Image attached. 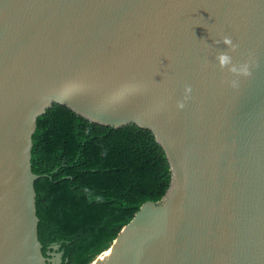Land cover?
<instances>
[{
	"label": "water",
	"instance_id": "1",
	"mask_svg": "<svg viewBox=\"0 0 264 264\" xmlns=\"http://www.w3.org/2000/svg\"><path fill=\"white\" fill-rule=\"evenodd\" d=\"M223 36L252 54L236 87ZM53 104L150 130L170 166L97 264H264V0H0V264L62 263L42 254L31 169Z\"/></svg>",
	"mask_w": 264,
	"mask_h": 264
},
{
	"label": "trees",
	"instance_id": "2",
	"mask_svg": "<svg viewBox=\"0 0 264 264\" xmlns=\"http://www.w3.org/2000/svg\"><path fill=\"white\" fill-rule=\"evenodd\" d=\"M32 140L38 240L46 259L48 247L58 245L61 264H91L144 203L161 201L169 189L163 149L135 124L103 126L53 104L37 119Z\"/></svg>",
	"mask_w": 264,
	"mask_h": 264
},
{
	"label": "clouds",
	"instance_id": "3",
	"mask_svg": "<svg viewBox=\"0 0 264 264\" xmlns=\"http://www.w3.org/2000/svg\"><path fill=\"white\" fill-rule=\"evenodd\" d=\"M222 42L229 48V52H221L216 56V60L218 65L222 69H227V72L231 74L234 79L228 81V83L232 87H236L238 85V77L240 76H249L251 74V64L253 62L252 54L249 53L248 58L240 61L235 62L233 56L230 53L235 52L237 45L233 43L232 39L228 36L222 37ZM192 89L190 86H185L184 89V98L182 101L177 102V108L183 109L185 106V101L190 98V93Z\"/></svg>",
	"mask_w": 264,
	"mask_h": 264
},
{
	"label": "bare ground",
	"instance_id": "4",
	"mask_svg": "<svg viewBox=\"0 0 264 264\" xmlns=\"http://www.w3.org/2000/svg\"><path fill=\"white\" fill-rule=\"evenodd\" d=\"M113 246L109 250H107L103 254H101L95 261L92 262V264H97L99 259L104 260V259L109 258V256L112 254Z\"/></svg>",
	"mask_w": 264,
	"mask_h": 264
},
{
	"label": "flooded vegetation",
	"instance_id": "5",
	"mask_svg": "<svg viewBox=\"0 0 264 264\" xmlns=\"http://www.w3.org/2000/svg\"><path fill=\"white\" fill-rule=\"evenodd\" d=\"M50 249V250H49ZM56 250H54V246H49L48 247V252L47 254H52V256H47V259H52L53 261H55V263L57 262V253L55 252ZM52 264V263H51Z\"/></svg>",
	"mask_w": 264,
	"mask_h": 264
},
{
	"label": "rangeland",
	"instance_id": "6",
	"mask_svg": "<svg viewBox=\"0 0 264 264\" xmlns=\"http://www.w3.org/2000/svg\"><path fill=\"white\" fill-rule=\"evenodd\" d=\"M92 264V263H91Z\"/></svg>",
	"mask_w": 264,
	"mask_h": 264
}]
</instances>
